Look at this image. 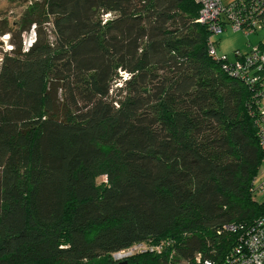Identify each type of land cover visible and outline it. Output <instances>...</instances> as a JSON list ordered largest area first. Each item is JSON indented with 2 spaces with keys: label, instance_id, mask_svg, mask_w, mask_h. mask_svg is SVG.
I'll list each match as a JSON object with an SVG mask.
<instances>
[{
  "label": "trees",
  "instance_id": "1",
  "mask_svg": "<svg viewBox=\"0 0 264 264\" xmlns=\"http://www.w3.org/2000/svg\"><path fill=\"white\" fill-rule=\"evenodd\" d=\"M198 11L29 0L3 32L0 264H115L141 242L160 249L128 261L216 264L264 216L251 90L208 52Z\"/></svg>",
  "mask_w": 264,
  "mask_h": 264
},
{
  "label": "built area",
  "instance_id": "2",
  "mask_svg": "<svg viewBox=\"0 0 264 264\" xmlns=\"http://www.w3.org/2000/svg\"><path fill=\"white\" fill-rule=\"evenodd\" d=\"M199 11L197 22L206 25L209 30L208 52L218 58L214 45L211 44V35L230 28L244 35L254 33L264 25V0H233L226 4L220 0H197ZM30 38L23 47L27 48L34 39L33 27L30 29ZM3 38V37H2ZM234 60H225V70L235 76L251 90V101L257 109L254 124L259 147L264 149V50L260 46H251L248 52H236ZM251 194L264 196V167L260 176L252 179ZM233 224H226L225 230L236 231ZM119 254L120 251H117ZM205 264H210L206 261ZM216 264H264V216L258 217L248 228L244 229L238 238L231 244L225 257Z\"/></svg>",
  "mask_w": 264,
  "mask_h": 264
},
{
  "label": "rangeland",
  "instance_id": "3",
  "mask_svg": "<svg viewBox=\"0 0 264 264\" xmlns=\"http://www.w3.org/2000/svg\"><path fill=\"white\" fill-rule=\"evenodd\" d=\"M29 0H0V57L4 51H8L11 48V33H3L7 29H13L14 26L12 25L19 17L20 13L24 9V6L28 3ZM233 0H221L224 4L225 2L228 3ZM15 31V29H13ZM16 33V32H14ZM30 29L23 31L20 36H18L19 40L21 39V44L26 43L30 38ZM261 35H258L260 34ZM260 38L264 41V28L257 30L256 33L251 34L249 36L242 34L241 32L232 31L228 28L225 30H221L218 33L212 34L211 38L217 41V47L215 53L220 56H224L227 60H233L234 58V49L238 48L244 50L246 48V41L247 38L250 37L252 40ZM3 37V38H2ZM17 39V38H16ZM261 104L264 105V98L261 99ZM101 179V178H98ZM260 197H257V199ZM159 246H154L145 242L136 243L131 245L130 247L121 250L119 254L118 252H114L111 254V260L116 261L118 264H126L128 261L127 259L135 253H141L144 251H159ZM139 263L143 264H150L146 258L142 260L137 258ZM124 262V263H123ZM129 264H136L134 263L135 260L130 259ZM115 263V264H117Z\"/></svg>",
  "mask_w": 264,
  "mask_h": 264
},
{
  "label": "crops",
  "instance_id": "4",
  "mask_svg": "<svg viewBox=\"0 0 264 264\" xmlns=\"http://www.w3.org/2000/svg\"><path fill=\"white\" fill-rule=\"evenodd\" d=\"M221 1V0H220ZM229 2V1H228ZM221 3H223V2H221ZM225 3H227V2H225ZM224 4V3H223ZM262 28H264V25L262 26V27H260L259 29H257V30H260V29H262ZM228 29H230V28H228ZM231 30V29H230ZM256 30V31H257ZM233 31V30H232ZM256 31L254 32V33H256ZM254 33H250V34H248L247 36H249V35H251V34H254ZM258 35H261V33L260 34H258ZM256 36V38H257V35H255ZM211 40L212 41H214V48L216 49V47H217V41L216 40H214V39H212L211 38ZM253 45H255V46H260V47H262L263 48V50H264V41H262V39H260V38H257V39H254L253 38V40L250 38V37H248L247 38V41H246V48H244V50H241V49H238V48H236V49H234V53L235 52H239V53H242V54H244V53H246V52H248V50H249V48L251 47V46H253ZM219 56V55H218ZM235 57V56H234ZM233 60H234V58H233ZM232 61V60H231Z\"/></svg>",
  "mask_w": 264,
  "mask_h": 264
},
{
  "label": "water",
  "instance_id": "5",
  "mask_svg": "<svg viewBox=\"0 0 264 264\" xmlns=\"http://www.w3.org/2000/svg\"><path fill=\"white\" fill-rule=\"evenodd\" d=\"M0 44H1V42H0ZM124 263V262H123Z\"/></svg>",
  "mask_w": 264,
  "mask_h": 264
}]
</instances>
